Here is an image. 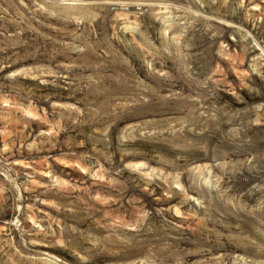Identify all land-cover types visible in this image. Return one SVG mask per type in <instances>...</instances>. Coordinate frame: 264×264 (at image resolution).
Here are the masks:
<instances>
[{
    "label": "rangeland",
    "instance_id": "rangeland-1",
    "mask_svg": "<svg viewBox=\"0 0 264 264\" xmlns=\"http://www.w3.org/2000/svg\"><path fill=\"white\" fill-rule=\"evenodd\" d=\"M0 264H264V0H0Z\"/></svg>",
    "mask_w": 264,
    "mask_h": 264
}]
</instances>
